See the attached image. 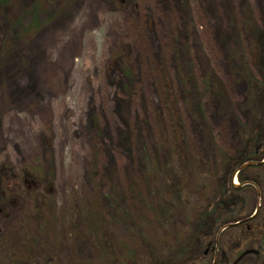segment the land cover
I'll return each instance as SVG.
<instances>
[{
	"label": "rangeland",
	"instance_id": "374dc122",
	"mask_svg": "<svg viewBox=\"0 0 264 264\" xmlns=\"http://www.w3.org/2000/svg\"><path fill=\"white\" fill-rule=\"evenodd\" d=\"M30 1L0 0V264H119L103 242L139 264L166 260L192 227L165 222L147 192L174 188L171 166L212 181L216 148L235 157L259 124L249 85L264 0H52L49 21L14 33ZM26 174L36 178L24 185ZM215 190L196 187L190 202ZM247 199L250 224L258 189ZM232 226L216 231L207 264ZM253 228L239 238L249 252L264 249V224Z\"/></svg>",
	"mask_w": 264,
	"mask_h": 264
},
{
	"label": "trees",
	"instance_id": "16d2710c",
	"mask_svg": "<svg viewBox=\"0 0 264 264\" xmlns=\"http://www.w3.org/2000/svg\"><path fill=\"white\" fill-rule=\"evenodd\" d=\"M20 5L16 7L15 14L12 15L10 21L12 23L11 29L14 33L19 29L27 34L37 31L41 26V19L45 18L46 21H49L51 19L50 13H53V9L57 7L52 0H31L29 4ZM254 43L256 48L253 52V62L256 70L259 72L260 78H252L250 82L249 104L257 112L260 120L259 124H253L251 128L249 127L243 133L241 146L235 157L232 158V155L227 154L220 147L216 148L215 156L218 167L215 179H212V181L202 177L197 172L196 166L193 163L184 179L180 178L176 174V169L171 166V170L175 173L174 188H172V184L165 181L157 193H153V191L147 192L148 199L153 204L156 203V207H162L160 208V215L165 222L180 219V215H183L192 227L183 243H178V245L168 248L167 254L159 256L160 258L165 256L166 260L154 262L153 264H207L205 250L214 245L216 231L223 226L234 225L236 223L240 224L232 226L235 229L234 232L236 231L234 238L232 239L231 229L230 235L219 246L216 264H230L232 258L235 259L233 264H249L245 262L248 261L247 258H250V260H260L255 261L256 264H264V249L261 248L254 252H249L246 247L242 248L240 245L241 239H239L240 237L245 239L244 236L250 235L256 224H264V30L255 34ZM190 85H193L192 81H190ZM194 86L196 89V85ZM198 96L201 97L199 94ZM201 100H199L196 110L203 114L204 104ZM171 159L172 157L168 155V158L164 162L171 164ZM249 163H253V165L238 172L243 165ZM237 172L239 186L235 187L232 182ZM28 177L29 175L26 174V179L23 180L24 185H27L29 180L34 181L36 178L34 174L32 178ZM213 182L216 183L214 194L208 195L209 197L205 199L203 206L194 207L190 202L189 191L194 192L196 187L198 189H207L209 184ZM255 188L258 189L259 198L262 200L261 209L256 217L250 220V224L244 223L242 215L244 214V208L248 200L247 196L254 193ZM168 195L171 197H168ZM40 199L42 197H38V202H40ZM40 216L42 218V212L39 213ZM38 239H36V246L34 245L36 249H38ZM102 246L105 251L103 254L115 256L119 259V264L120 259H122V251L131 260L128 261V259L125 261L127 263L121 264H128V262L129 264L130 262L139 264L134 258L135 253L127 245H114L110 249H106V245L103 242ZM153 255L155 254L153 253ZM34 257H36V254Z\"/></svg>",
	"mask_w": 264,
	"mask_h": 264
},
{
	"label": "water",
	"instance_id": "95a60500",
	"mask_svg": "<svg viewBox=\"0 0 264 264\" xmlns=\"http://www.w3.org/2000/svg\"><path fill=\"white\" fill-rule=\"evenodd\" d=\"M251 165H253V163H249V164H245V165H243V166L239 169L238 172H240L241 170H243V169H245V168H247V167H249V166H251ZM238 172H237V173H238ZM258 211H259V209H256L255 214H254L253 217H251L250 219H253L254 217H256ZM239 224H240V223H236V224H234V225L236 226V225H239Z\"/></svg>",
	"mask_w": 264,
	"mask_h": 264
},
{
	"label": "bare ground",
	"instance_id": "6f19581e",
	"mask_svg": "<svg viewBox=\"0 0 264 264\" xmlns=\"http://www.w3.org/2000/svg\"><path fill=\"white\" fill-rule=\"evenodd\" d=\"M237 184V183H236Z\"/></svg>",
	"mask_w": 264,
	"mask_h": 264
}]
</instances>
